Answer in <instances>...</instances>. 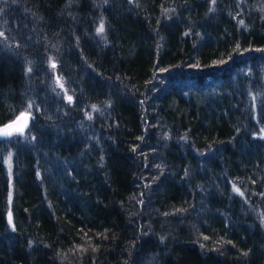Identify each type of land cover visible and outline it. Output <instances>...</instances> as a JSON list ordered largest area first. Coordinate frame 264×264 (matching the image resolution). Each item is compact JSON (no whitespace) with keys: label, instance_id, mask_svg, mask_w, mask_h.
Instances as JSON below:
<instances>
[{"label":"trees","instance_id":"obj_1","mask_svg":"<svg viewBox=\"0 0 264 264\" xmlns=\"http://www.w3.org/2000/svg\"><path fill=\"white\" fill-rule=\"evenodd\" d=\"M0 9V264H264V0Z\"/></svg>","mask_w":264,"mask_h":264},{"label":"snow or ice","instance_id":"obj_2","mask_svg":"<svg viewBox=\"0 0 264 264\" xmlns=\"http://www.w3.org/2000/svg\"><path fill=\"white\" fill-rule=\"evenodd\" d=\"M15 2V0H13ZM71 2V0H69ZM213 3H215V0H212ZM3 10L0 9V12ZM243 23V21H241ZM97 34H102L104 32V21L101 19L99 26L96 29ZM5 34L3 31H0V37H3ZM50 67L53 68V70L56 67L55 62L52 60V58H49ZM220 63H223V61H220ZM198 66V65H197ZM31 69H29L30 71ZM56 84L63 89L64 85L61 81V79L58 77L56 80ZM65 98L68 102L72 101V97L70 95H67V92H65ZM93 109H96V105L92 106ZM31 110H32V104L31 102L28 104L27 108L24 111H21L18 115H16L15 119L10 121L7 124H4L0 126V137H8L12 136L14 134L24 135L25 129L28 126L29 119L31 118ZM88 118L91 119V115L88 114ZM262 134H264V129L261 130ZM11 153H9L8 157L5 159V163L8 164L9 169L11 168ZM233 191L238 193L239 195H243V192L233 185ZM11 196V194H9ZM264 195V194H262ZM262 222H264V215L261 216ZM9 222H11V213H9Z\"/></svg>","mask_w":264,"mask_h":264},{"label":"water","instance_id":"obj_3","mask_svg":"<svg viewBox=\"0 0 264 264\" xmlns=\"http://www.w3.org/2000/svg\"><path fill=\"white\" fill-rule=\"evenodd\" d=\"M7 123H9V122H7ZM7 123H4V124H7ZM4 124H2V125H4ZM2 125H0V126H2ZM8 137H11V136H8ZM8 137H0V139H5V138H8ZM9 213H11V212L7 213V221H8V224L10 226H13L12 216H11V222H9Z\"/></svg>","mask_w":264,"mask_h":264},{"label":"rangeland","instance_id":"obj_4","mask_svg":"<svg viewBox=\"0 0 264 264\" xmlns=\"http://www.w3.org/2000/svg\"><path fill=\"white\" fill-rule=\"evenodd\" d=\"M261 136H264V134H262V131L260 132Z\"/></svg>","mask_w":264,"mask_h":264},{"label":"bare ground","instance_id":"obj_5","mask_svg":"<svg viewBox=\"0 0 264 264\" xmlns=\"http://www.w3.org/2000/svg\"><path fill=\"white\" fill-rule=\"evenodd\" d=\"M12 216V215H11Z\"/></svg>","mask_w":264,"mask_h":264}]
</instances>
